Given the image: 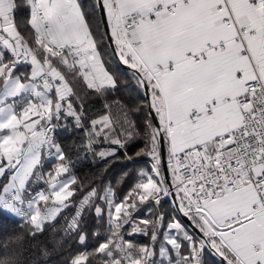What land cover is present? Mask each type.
I'll return each instance as SVG.
<instances>
[{
    "label": "snow or ice",
    "instance_id": "obj_1",
    "mask_svg": "<svg viewBox=\"0 0 264 264\" xmlns=\"http://www.w3.org/2000/svg\"><path fill=\"white\" fill-rule=\"evenodd\" d=\"M121 78L144 94L131 109L145 114L142 129L108 102ZM93 95L108 114L89 116ZM73 125L86 137L78 156L86 148L110 164L123 150L133 168L149 158L123 199L110 185L74 187L55 136ZM101 137L116 147L97 150ZM3 178L0 214L33 239L63 216L64 237L83 249L70 264H207L209 254L264 264V0H0ZM131 179L125 171L117 183ZM142 206L147 215L134 216ZM92 211L100 227L90 239L81 225ZM24 240L15 236L12 254L6 242L0 264H24Z\"/></svg>",
    "mask_w": 264,
    "mask_h": 264
},
{
    "label": "trees",
    "instance_id": "obj_2",
    "mask_svg": "<svg viewBox=\"0 0 264 264\" xmlns=\"http://www.w3.org/2000/svg\"><path fill=\"white\" fill-rule=\"evenodd\" d=\"M19 2V0H18ZM110 67H116V65H110ZM121 67V66H120ZM122 68V67H121ZM23 70V69H21ZM145 97L139 89L136 88L134 82L128 79L125 82L124 78H121L118 88L114 93H109L108 102L112 103L115 100H119L122 104L126 105L129 110L131 118L140 126L144 127V113H136L131 111L132 108L141 105ZM90 106L89 116L92 118H98L100 115L108 114L109 110L104 107L103 98L92 96L88 101L87 105ZM111 115L115 118L117 115V106L113 104ZM63 124L64 121H61ZM71 124V118L67 121ZM88 127H91L90 121ZM73 131L68 132L64 129H58L55 136L58 143H62L65 146V151L71 157V173L77 178L78 183L74 187L79 188L81 183L85 185H92L99 189L111 186L115 189L116 196L118 199H123L124 195L128 192L135 178V171L139 168H147L150 170V164L148 163V157L141 156L136 157L137 163L135 167H131V162L124 159L123 150L118 153L119 158L112 160L110 164H105L104 161L98 158L94 161L92 154L87 152V149H80L79 156L77 155L76 145L86 142L83 130L75 129L73 125ZM117 134L120 132L119 127L116 128ZM101 140V139H100ZM96 149L108 147H116L115 145L106 144L101 140V143L95 145ZM129 155L135 157V153L143 147V141L138 140L135 143L128 146ZM85 157H87L85 159ZM53 168V162L45 164L44 171H51ZM129 171L133 173V179L128 180L124 184H118L117 181L123 172ZM67 175V174H66ZM6 178H3L1 182H4ZM44 187L43 184L37 185V188ZM167 206V205H166ZM74 209H69L65 212V215L69 216L72 214ZM147 215L146 206H142L141 210L134 213L136 217H144ZM62 226H66V222L60 217L56 224V231H53L51 225L46 226L45 231L42 234L37 235L34 239L28 235L27 232L19 226L17 218L10 214H0V254L4 253V244H8V253L12 254L14 251L19 252L20 249L14 242V238L17 234L23 232L25 240L23 242L24 249V264H70V258L73 257L79 248L77 242L71 238L64 237ZM83 229H86L91 239V233L100 227L95 219V213L86 212L83 223L81 225ZM143 227V225H141ZM126 229H130V225L125 226ZM125 238L133 241L138 245L150 244V237L140 234H134L133 236H127ZM93 245H90V248ZM47 248L48 255L45 256L42 252L43 248ZM82 251V248H79ZM207 264H216V258L210 254L205 257ZM92 264H97L95 260Z\"/></svg>",
    "mask_w": 264,
    "mask_h": 264
},
{
    "label": "water",
    "instance_id": "obj_3",
    "mask_svg": "<svg viewBox=\"0 0 264 264\" xmlns=\"http://www.w3.org/2000/svg\"><path fill=\"white\" fill-rule=\"evenodd\" d=\"M120 66L123 67L122 65H120ZM156 123L158 124V121H156ZM162 156H163V159H164V168H165V172H166V150H164L162 152ZM183 219H184V223L187 225L189 222L186 220V218H183Z\"/></svg>",
    "mask_w": 264,
    "mask_h": 264
},
{
    "label": "rangeland",
    "instance_id": "obj_4",
    "mask_svg": "<svg viewBox=\"0 0 264 264\" xmlns=\"http://www.w3.org/2000/svg\"><path fill=\"white\" fill-rule=\"evenodd\" d=\"M102 141H103V139L102 138H100ZM3 179H0V186H2L4 183H6L7 182V178L4 180V182H1Z\"/></svg>",
    "mask_w": 264,
    "mask_h": 264
},
{
    "label": "built area",
    "instance_id": "obj_5",
    "mask_svg": "<svg viewBox=\"0 0 264 264\" xmlns=\"http://www.w3.org/2000/svg\"><path fill=\"white\" fill-rule=\"evenodd\" d=\"M148 161H149V158H148ZM150 164V163H149Z\"/></svg>",
    "mask_w": 264,
    "mask_h": 264
},
{
    "label": "crops",
    "instance_id": "obj_6",
    "mask_svg": "<svg viewBox=\"0 0 264 264\" xmlns=\"http://www.w3.org/2000/svg\"><path fill=\"white\" fill-rule=\"evenodd\" d=\"M103 139V137H101Z\"/></svg>",
    "mask_w": 264,
    "mask_h": 264
}]
</instances>
